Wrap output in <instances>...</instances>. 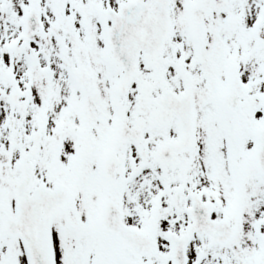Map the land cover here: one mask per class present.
Returning <instances> with one entry per match:
<instances>
[{
    "label": "snow or ice",
    "instance_id": "6c2138e0",
    "mask_svg": "<svg viewBox=\"0 0 264 264\" xmlns=\"http://www.w3.org/2000/svg\"><path fill=\"white\" fill-rule=\"evenodd\" d=\"M0 264H264V0H0Z\"/></svg>",
    "mask_w": 264,
    "mask_h": 264
}]
</instances>
